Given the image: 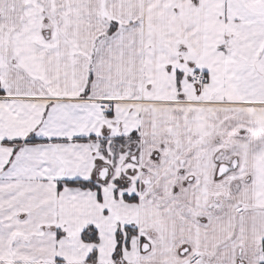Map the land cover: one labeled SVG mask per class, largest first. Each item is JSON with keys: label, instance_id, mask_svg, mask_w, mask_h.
I'll use <instances>...</instances> for the list:
<instances>
[{"label": "snow or ice", "instance_id": "6c2138e0", "mask_svg": "<svg viewBox=\"0 0 264 264\" xmlns=\"http://www.w3.org/2000/svg\"><path fill=\"white\" fill-rule=\"evenodd\" d=\"M0 264H264V0H0Z\"/></svg>", "mask_w": 264, "mask_h": 264}]
</instances>
